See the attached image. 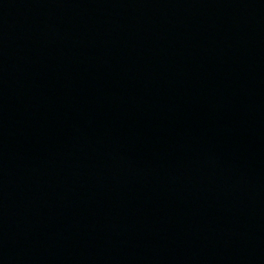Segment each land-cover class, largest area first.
I'll use <instances>...</instances> for the list:
<instances>
[{"label":"water","instance_id":"1","mask_svg":"<svg viewBox=\"0 0 264 264\" xmlns=\"http://www.w3.org/2000/svg\"><path fill=\"white\" fill-rule=\"evenodd\" d=\"M0 264H264V0H0Z\"/></svg>","mask_w":264,"mask_h":264}]
</instances>
